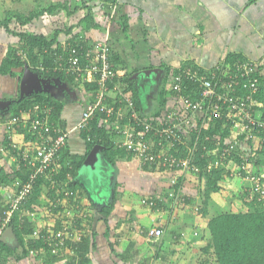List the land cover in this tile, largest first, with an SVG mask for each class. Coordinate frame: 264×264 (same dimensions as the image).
<instances>
[{
	"label": "crops",
	"instance_id": "crops-1",
	"mask_svg": "<svg viewBox=\"0 0 264 264\" xmlns=\"http://www.w3.org/2000/svg\"><path fill=\"white\" fill-rule=\"evenodd\" d=\"M103 2L0 0V19H4L8 12L29 16L37 10L52 6L54 9L50 13L35 17L25 25H19L16 20L10 25L15 30L56 40L47 48L48 51L54 47L61 52L65 51L75 34L83 35L91 43L109 39L117 77L110 85L108 103L116 106V112L110 118L101 116L98 126L110 130L114 141L126 140L120 131L127 129L140 133L148 123L156 122L166 111L177 106L170 84L175 72L184 66L197 64L205 69L213 68L230 53H241L250 59H259L264 55V0H117L113 15L110 10L107 13ZM88 13L92 15L85 19ZM169 20L183 22L185 29L176 32L161 26V21ZM193 21L208 30L210 39L199 28H195L193 34ZM210 29L217 32L216 36H221L220 40L214 38ZM207 39L208 42L210 40L208 47ZM211 40L222 54L215 57L207 53L205 60L203 53L212 45ZM18 42L17 35L0 25V62L9 48ZM196 49L200 51L196 53ZM43 52L47 53V50ZM42 58L41 55V61ZM159 68L163 70L160 76L154 73L143 74L147 70ZM24 70L16 69L18 74L15 76L0 73V102L12 101L11 105L0 103V118L13 116L14 111L21 110L17 102L30 98L36 92L22 97ZM59 71L54 66V72ZM127 78L132 82L136 97ZM96 84L95 78L83 79L64 72L63 78L39 81L38 92L47 93L64 104L61 113L63 126L58 122L56 124L67 133L66 147L69 154L87 157L96 145L101 146V164H98L102 175L100 188H93L90 180L97 176V172L82 167L77 176H69V180L63 178L59 185L43 180L35 201L32 202L31 196L24 211L13 212L10 222L5 223L8 204L19 185L25 181L19 173L23 170L19 162V150L11 145L12 138L24 146L32 137L27 128L22 126L15 131L6 127L0 130V177L4 178V181L0 178V237L11 227L15 214L18 218L24 217L23 221L19 218L21 224L27 219L32 224V230L50 225L55 232L74 234L73 237L63 235L54 240L56 247L64 242L62 248H65L58 254H52L50 247L48 254L44 244L40 243L31 245L37 253L29 251L25 255L24 249L32 242L30 238L35 237L29 233L24 234L26 243L23 246L14 229L18 238L16 242L11 245L4 242L13 252L2 250L0 264H81L82 256L76 246L81 236L91 240L85 264H208L209 259L203 260L201 256L212 254V250H207L211 238L207 227L210 216L214 215L209 211V203L204 210L201 200L203 190L199 186L202 182L197 175L181 171L163 172L146 167L131 149L116 145V148L132 156L124 155L123 150H114V161H108L104 145L97 143L89 146L84 130L90 132L91 122L85 129H81L79 123L87 105L95 99ZM121 93L133 100V108L125 99H121ZM36 104L51 106L48 103ZM31 108L33 106L22 110L20 115L30 118L28 110ZM140 122L143 123L137 125ZM175 174L180 176L181 182L177 188L171 183ZM233 179L226 177L222 180L221 191L234 189L233 184L236 182H243L246 191H253L254 183L250 180L240 177L233 183ZM72 180L73 184L70 183ZM110 182L114 187L116 182L118 184L116 199L115 188L107 186H112ZM67 190L69 195L66 196ZM145 198L159 201L164 198L167 205L160 209L155 202H150L153 206L150 203L144 204L142 200ZM113 200L114 208L108 215L104 209ZM197 205L201 207L197 208ZM157 228L162 229L160 236L155 234ZM204 242L207 243L204 245Z\"/></svg>",
	"mask_w": 264,
	"mask_h": 264
},
{
	"label": "built area",
	"instance_id": "built-area-1",
	"mask_svg": "<svg viewBox=\"0 0 264 264\" xmlns=\"http://www.w3.org/2000/svg\"><path fill=\"white\" fill-rule=\"evenodd\" d=\"M109 5L110 14L113 15L117 6L115 3ZM18 54L26 58V53L22 50ZM56 61V70L83 79L95 78L97 82L95 99L87 105L82 114L79 123L81 129L87 128L97 113L109 118L113 116L116 106L108 103L111 90L109 83L114 82L117 71L108 38L91 43L83 35H79L67 44L64 54H59ZM39 68L42 71L47 70L43 64ZM190 83L196 85V90L193 94L185 95L184 92L191 87ZM263 84L264 55L259 59H244L234 66L224 62L209 69L197 64L187 65L185 69L173 75L170 84L177 106L166 111L156 122L148 123L140 133H133L127 129L120 131L126 140H115V145L131 149L145 166H155L154 168L163 172L199 174L202 171L201 167L192 164L190 159V155L200 147L199 137L192 145L191 142L187 143V139L191 138L193 131L201 133V128L209 130L208 123L221 120L222 129H229L230 132L227 136L224 135V138L222 136L218 138L213 144L214 147L207 148L210 146L204 145L205 153L207 154L210 149V156H213L209 167L228 165L227 169L230 170L231 176L238 175L254 183L253 191H249L251 197L256 193L264 197L262 177L255 173L250 161V155L264 146V100L259 98ZM120 97L133 108L134 103L130 97H125L122 93ZM28 112L31 114L28 119L22 115H13L8 119L0 118V130L6 127L15 131L22 126L27 128L32 137L24 146L17 144L12 138L11 145L19 150L20 161L24 162L29 171L32 169L33 171L29 178L19 185L14 198L9 202L5 211V223L10 222L13 212L24 211L38 177L49 180L52 185H59L64 180L61 178L60 159L61 152L67 145V133L61 131L55 122L51 121L53 112L51 106L36 104ZM199 119L202 121L201 128L198 126ZM151 130L166 136L172 144H187V157L178 158L170 153L162 140L157 143V148L154 147L152 144L154 142L146 139V134ZM52 131L59 133L56 138L50 140L49 135ZM204 139L211 138L206 135ZM238 154H241L240 158L231 167V162ZM179 178L180 176L175 174L171 181L172 185H175ZM65 194L69 195V190ZM143 202L149 203V200L146 198ZM68 214L72 215L70 211ZM81 215L84 216L83 213ZM19 218L23 221L24 217ZM155 234L157 236L162 234L160 228L155 230ZM63 235L74 236L69 232H55L50 225L34 229L32 234L35 237L33 240H40L46 248L50 247L52 254L64 250L65 247L62 248L64 242L57 247L54 243V240ZM78 238L80 241L83 237ZM31 253L37 252L31 250Z\"/></svg>",
	"mask_w": 264,
	"mask_h": 264
},
{
	"label": "trees",
	"instance_id": "trees-1",
	"mask_svg": "<svg viewBox=\"0 0 264 264\" xmlns=\"http://www.w3.org/2000/svg\"><path fill=\"white\" fill-rule=\"evenodd\" d=\"M86 1V0H85ZM104 1L102 4L106 5L107 13L109 14V9L111 3L117 2V0H102ZM62 7V6H61ZM54 8L50 6L46 9H40L33 13H31L29 16H26L24 13L20 12H8V15L4 19H0V25H3L7 28L8 32H11L12 34H15L19 37V42L15 46H11L6 54V56L3 58V60L0 62V73L1 74H11L13 76L17 75L18 72L16 69H22L25 68L26 65L29 66V69L32 70V72L39 74V76L43 79H52L57 77H64V72H54V66L57 65L56 58L59 54H64V51L61 52L60 50H57L56 47L53 48V50L48 51L47 48H50L51 45L56 41L54 39H48L41 35L32 34L30 32H24L19 31L11 28V23L13 20H16V22L19 25H25L26 23L32 21L35 17H39L40 15L51 12ZM91 13L87 14L85 19H89ZM89 16V17H88ZM79 35L75 34L71 40H74ZM45 49L47 50L46 52ZM22 50L26 53V58H23L21 55L18 54V52ZM52 54V55H50ZM42 55V61L40 60V57ZM247 59L244 55L241 53H230L227 55V57L224 58V63L231 64V66H234V64H237L241 62L242 60ZM41 61V64L45 66L46 71H42L39 68V63ZM187 67L184 66L183 69ZM183 69H179L175 74L182 71ZM21 71V70H20ZM23 72V71H22ZM22 74V73H21ZM20 75V74H19ZM21 76V75H20ZM126 79V78H125ZM116 80V79H115ZM114 80V81H115ZM127 82H129V87H131V90H133V95L136 97V91L134 90L132 86V82L129 78H127ZM114 82L109 83V85H112ZM191 84V83H190ZM191 87L188 88L184 93L186 94H193L196 90V85L191 84ZM264 86V84H263ZM97 84L95 85V92L97 91ZM164 93V92H163ZM261 97H259L261 100H264V87L263 91H261ZM30 98H24L20 102H17V106L21 108V110L14 111V115L18 116L20 115L21 111L24 109H29L30 107L34 106L35 103H48L53 107L52 112V119L51 121L58 122L60 125L62 124L61 119V113L62 109L64 107V104L61 101H58L54 99L52 96H49L47 93H39L34 92ZM13 107V106H12ZM13 109V108H11ZM162 115V113L160 114ZM101 116H104L102 113H97L95 117L91 120L90 125V132H87L84 130L85 138L87 139L89 146L92 147L94 145L102 144L105 146V158L108 161H114L115 153L114 150L121 151L123 149L116 148L115 142L111 136L110 130L104 129L103 126L99 127L98 122L101 118ZM95 119V120H94ZM199 124L198 126L202 124L201 120H198ZM222 121L217 120L216 123L209 128V130H205L203 128L201 133L198 131H193L191 133V138L187 139V143H190L192 145L195 140L199 137L200 140V147H198L197 150L194 151L193 155H190V159L192 160V164L198 165L203 170L202 174L198 177L199 180L202 182L199 186L200 189L203 190V205L204 210L206 211V207L209 203L211 194L214 192L221 191L223 189V186L221 184L222 180L226 178V169L222 166H216L211 171L206 172L205 168L208 165V162L210 161V149L209 152L206 154L205 149L203 148L204 145H208L211 148L213 147L214 143H216L217 139L222 136L224 138V135L227 136L229 134V129L223 130L222 129ZM57 125V124H56ZM63 126V124H62ZM87 132V133H86ZM59 132L52 131L49 135L50 140L56 138L57 134ZM206 135L210 136V140L204 139ZM31 136V135H30ZM146 139H151L154 143L153 146L157 148V143L161 140L164 142L165 146L170 150V153L176 155L178 158H186L188 155L187 150V144H172L171 140L168 139L166 136L161 134H156L155 131H149L146 134ZM123 150V154L131 157V154H125ZM19 155V154H18ZM85 156V157H84ZM84 156H77L69 154L68 148L65 147L61 152V178L69 180V176H77V172L79 169L83 166V162L86 158V155ZM241 154H238L233 162H231V167L238 161ZM69 161V164H68ZM250 161L253 164L254 170L257 174L261 175L262 177V184L264 186V146L262 149L257 150L254 154L250 155ZM23 172H19L20 175L25 179V181L29 178L31 172L29 171L28 167L24 165V162L19 161ZM148 167V166H146ZM155 166H153L154 168ZM205 177V183L203 182V178ZM1 178V177H0ZM2 179V178H1ZM4 179V178H3ZM2 179V180H3ZM43 180H46L45 178H37L36 182L34 184V191L32 194V202L35 201V199L40 194V184L43 182ZM4 181V180H3ZM73 184V180L70 182ZM117 182L115 183V199H116V193H117ZM179 185H181L180 179L175 184V187L177 188ZM243 204L247 208L243 207L242 210L237 212L227 211L223 212L217 215L212 216L208 221V228L211 234L210 242L207 246V250H212L213 255L216 258L217 264H264V197H262L260 194L256 193L251 198L250 192L243 191L242 194ZM149 202H155L156 206H160L161 208H164V206L167 205V203H164V198L162 200H155L152 198L148 199ZM155 200V201H154ZM114 201H111V203L104 209L106 214H110L114 208ZM154 205V206H155ZM153 206V205H151ZM28 220L25 219L23 224H21L18 215L15 214L13 216L12 222L10 223L11 226L14 227V229L17 232V236L19 237V241L21 245L25 246V239L24 234H28L31 231H33L32 224L27 222ZM23 226L20 228V226ZM162 231V229L160 228ZM160 236V235H158ZM91 240L87 237L83 239L82 242L77 244L76 246L79 249V252L82 256V262L81 264H85V259L88 256V250H89V244ZM38 245V241L30 242L29 245ZM6 250L7 253L13 252L8 246L4 244V242L0 239V260H1V252L2 250ZM29 251L27 249H24V254H28ZM52 264V263H51Z\"/></svg>",
	"mask_w": 264,
	"mask_h": 264
},
{
	"label": "rangeland",
	"instance_id": "rangeland-1",
	"mask_svg": "<svg viewBox=\"0 0 264 264\" xmlns=\"http://www.w3.org/2000/svg\"><path fill=\"white\" fill-rule=\"evenodd\" d=\"M159 22L160 21H158V23ZM193 24H194V33H193L194 35H195V30H196L195 28H199L200 32L204 33L203 35H205L207 33V38H208V30H205L201 26H197L196 25V21H193ZM161 26L162 27L165 26L167 28V30H171V31L174 30L176 32H182L185 29L183 22H179V21H175V20H169V21H165V22L161 21ZM211 30L212 29H210V31ZM211 33L212 34L214 33L213 35H214L215 39L220 40L221 36H216L215 35V34H217V32H212L211 31ZM208 39H210V38H208ZM208 39H207V42H208ZM209 42H210V40H209ZM209 42L207 44V47L209 46ZM211 43H212V45L203 53V57H205V54H207V53L212 54V56L215 55V57H219L222 54V51H220L218 47H215L213 45L212 40H211ZM204 48H206V46ZM196 51H200V50L196 49L195 52ZM164 54H166V53H164ZM205 60H207L206 57H205ZM215 123L210 122V123H208V126L212 127ZM130 165H132V164H130ZM222 167H224V166H222ZM107 173H108V170H107ZM101 177H102V175L99 173V171H97V176H95L93 179H90L93 188H100V186H101V181H100ZM95 178H97V179H95ZM237 179H240V177L238 175H236L235 178L233 179V183L235 181H237ZM110 183H111L112 186H110L109 184H107V186H109L111 189L114 188L112 182H110ZM105 185L106 184L104 183L103 186H105ZM109 187H108V189H110ZM103 188H105V187H103ZM233 188L234 189H232V190L225 189L223 191H220V192L218 191V192H215L214 194H211V197H210V200H209V211H210L211 215L212 214L216 215V214H219V213L224 212V211L237 212V211L242 210L243 207L247 208L246 206H244L243 199H242V196H241L242 192L246 191L244 183L243 182H239V183L236 182L235 184H233ZM240 188H242V189H240ZM201 198H203V197H201ZM201 200H203V199H201ZM197 206H198L197 208L201 207V205H197ZM210 218H211V216H210ZM209 234L210 233H208V235ZM210 237H211V234H210ZM207 242H208V239H207ZM207 242H204V245ZM201 257L203 258V260H205V258H208L209 259V263L208 264H216V262H217L215 256L213 255V253L210 254V256L202 255Z\"/></svg>",
	"mask_w": 264,
	"mask_h": 264
},
{
	"label": "water",
	"instance_id": "water-1",
	"mask_svg": "<svg viewBox=\"0 0 264 264\" xmlns=\"http://www.w3.org/2000/svg\"><path fill=\"white\" fill-rule=\"evenodd\" d=\"M163 70L161 68L159 69H151L143 72L144 75H148L150 73L156 74V76H160ZM45 79L41 78L39 74H36L32 72L29 69V66H25L24 74L22 77V82H21V94L22 97L27 94V93H33L34 91L38 92L40 90V85L39 81H44ZM42 88V87H41ZM28 90H31L28 92ZM2 105H11L12 101L11 100H2L0 102ZM100 145H96L93 150L88 154L86 157L82 168H85L86 170H90L92 172H97L98 170V164H101V158L99 155V149ZM205 183V179H204ZM17 236L14 231V227H9L3 232L1 236V240L9 245L13 244L17 240Z\"/></svg>",
	"mask_w": 264,
	"mask_h": 264
},
{
	"label": "clouds",
	"instance_id": "clouds-1",
	"mask_svg": "<svg viewBox=\"0 0 264 264\" xmlns=\"http://www.w3.org/2000/svg\"><path fill=\"white\" fill-rule=\"evenodd\" d=\"M115 142V141H114ZM115 144V143H114ZM214 147V146H213ZM210 155V154H209ZM211 157V159L213 158V156H210ZM210 159V160H211ZM209 163H210V161L208 162V165L206 166V168H205V171L206 172H209V171H211L214 167H216V165L215 166H212V167H209ZM219 166H224L225 167V169H226V177H229V178H231V177H233V178H235V176L236 175H230V170H228L227 169V166L228 165H219ZM255 171V170H254ZM202 172H203V170L199 173V174H195V175H197L198 177L202 174ZM255 173H256V171H255ZM194 174V173H193ZM257 174V173H256ZM257 175H259V174H257ZM261 176V175H260ZM204 179H205V177L203 178V182H204ZM222 184V183H221ZM223 186V185H222ZM248 192V191H247ZM146 199V198H145ZM147 199H149V198H147ZM144 200V199H143ZM142 200V201H143ZM144 203V202H143ZM150 203V202H149ZM144 204H148V203H144ZM151 204V203H150ZM153 205V204H152ZM33 232H34V229H33V231L32 232H30L29 234H33ZM86 236H83V238H82V240H80L79 242H82L83 241V239L85 238ZM0 239H1V237H0ZM30 240L31 241H33V242H35V241H37V240H33V238H30ZM40 243H42L40 240H38V245L40 244ZM31 246L29 245V247L27 246V250L28 251H30L31 252V250H32V247L30 248ZM47 249V253L49 254V252H48V248H46Z\"/></svg>",
	"mask_w": 264,
	"mask_h": 264
}]
</instances>
